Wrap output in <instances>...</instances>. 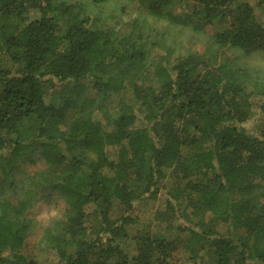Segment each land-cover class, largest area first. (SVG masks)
Returning a JSON list of instances; mask_svg holds the SVG:
<instances>
[{
    "label": "trees",
    "instance_id": "16d2710c",
    "mask_svg": "<svg viewBox=\"0 0 264 264\" xmlns=\"http://www.w3.org/2000/svg\"><path fill=\"white\" fill-rule=\"evenodd\" d=\"M226 50L264 0H0V264H264V68Z\"/></svg>",
    "mask_w": 264,
    "mask_h": 264
},
{
    "label": "rangeland",
    "instance_id": "374dc122",
    "mask_svg": "<svg viewBox=\"0 0 264 264\" xmlns=\"http://www.w3.org/2000/svg\"><path fill=\"white\" fill-rule=\"evenodd\" d=\"M135 5H130L127 9H125L124 15L121 14L119 10L118 4H112L108 5L107 7H104L105 11L103 12L102 16H105L106 18H109L111 15H119V17H122V19H125L123 22H129L134 19L135 14ZM113 17V16H111ZM151 24L159 27L160 30L165 31L167 34V38L169 41V44L171 46H178V45H187L192 46L194 44V35L190 34L189 31L183 30L177 26H172V24L169 23H157L155 24V21L151 18H149ZM186 46V47H187ZM225 55H238L239 57L246 62V65L249 66H257L264 68V64L261 63L262 60H264V51L259 52H253L249 56H245L242 51H231L226 50ZM153 64V61L151 62ZM41 163H35V164H29L27 166V171L33 172L40 168ZM171 173H168V179L167 182L170 184L172 181V178H170ZM166 199V190H164L160 195L157 201L148 204L147 206H151L154 204L155 207H161L164 205ZM64 199L61 196L58 195H52L48 198H42L40 199L36 204L35 207H33V210L31 214L33 217L37 220L38 228L34 231V233L29 237L27 244H26V252L28 254H34L37 253V244L40 239L41 232L43 230V227L49 222V220L53 219L54 217L61 216L63 214L65 203ZM145 206V207H147ZM144 207V208H145ZM143 208V209H144ZM149 208L144 210V213L142 212L141 220L142 222H149L152 217V212L148 211ZM209 218V213L205 215V219ZM47 258L48 260H57V255L48 250L46 251V256H44L42 259Z\"/></svg>",
    "mask_w": 264,
    "mask_h": 264
},
{
    "label": "clouds",
    "instance_id": "9594fccd",
    "mask_svg": "<svg viewBox=\"0 0 264 264\" xmlns=\"http://www.w3.org/2000/svg\"><path fill=\"white\" fill-rule=\"evenodd\" d=\"M261 63L264 64V60H262Z\"/></svg>",
    "mask_w": 264,
    "mask_h": 264
}]
</instances>
